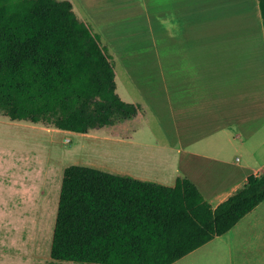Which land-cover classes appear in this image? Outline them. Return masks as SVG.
<instances>
[{
	"label": "crops",
	"instance_id": "crops-1",
	"mask_svg": "<svg viewBox=\"0 0 264 264\" xmlns=\"http://www.w3.org/2000/svg\"><path fill=\"white\" fill-rule=\"evenodd\" d=\"M68 1L117 60L115 92L133 110L86 133L0 113V259L18 243L12 220H49L52 209L43 249L50 258L67 165L165 186L183 176L212 207L264 171L259 0ZM31 239L34 259L29 248L40 245ZM170 264H264V199Z\"/></svg>",
	"mask_w": 264,
	"mask_h": 264
},
{
	"label": "trees",
	"instance_id": "trees-1",
	"mask_svg": "<svg viewBox=\"0 0 264 264\" xmlns=\"http://www.w3.org/2000/svg\"><path fill=\"white\" fill-rule=\"evenodd\" d=\"M115 88L107 46L68 0H0V109L9 119L35 122L50 114L59 129L86 133L133 110ZM263 199L264 171L212 207L183 176L165 186L67 165L49 256L170 264L226 232Z\"/></svg>",
	"mask_w": 264,
	"mask_h": 264
},
{
	"label": "rangeland",
	"instance_id": "rangeland-1",
	"mask_svg": "<svg viewBox=\"0 0 264 264\" xmlns=\"http://www.w3.org/2000/svg\"><path fill=\"white\" fill-rule=\"evenodd\" d=\"M261 12L264 19V11L261 10ZM91 30L93 31L92 27ZM124 30L125 29H121L120 32H123ZM134 30H139V29L135 28ZM93 32L95 33V31ZM100 40L102 41L101 37ZM112 61H114L113 64L115 63L114 66H117L118 62L115 59V57L113 58ZM120 90L121 89H119V93L121 92ZM0 113L2 116H7L5 108L0 109ZM52 121L53 119L50 114H43L39 117L36 123L37 124L40 123L46 126H51L53 124ZM53 132L58 133V130L53 129ZM66 160L65 163H67ZM48 216L50 218L49 220H47V218L44 220H32V219H24L22 217L21 218L19 217L17 220H12L11 223H15L18 230V243H15L9 251L3 252L0 259V264H55L54 262L51 261L50 258L46 257L44 253L45 240L51 223L52 209L48 211ZM4 222L5 221H3V223ZM31 235H33L34 240L36 242L38 241L40 245L39 248L40 250L36 248L33 249L32 247L29 248L30 253L33 255V257H35L34 259L33 258L31 259L27 254L28 252H26L28 251V247H30L31 244V240H32Z\"/></svg>",
	"mask_w": 264,
	"mask_h": 264
},
{
	"label": "built area",
	"instance_id": "built-area-1",
	"mask_svg": "<svg viewBox=\"0 0 264 264\" xmlns=\"http://www.w3.org/2000/svg\"><path fill=\"white\" fill-rule=\"evenodd\" d=\"M66 140H68V137H66Z\"/></svg>",
	"mask_w": 264,
	"mask_h": 264
}]
</instances>
